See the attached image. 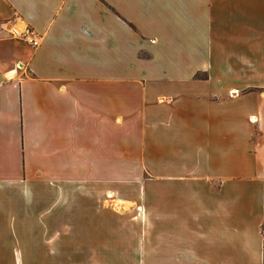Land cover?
I'll return each instance as SVG.
<instances>
[{"label": "crops", "instance_id": "0c3cea01", "mask_svg": "<svg viewBox=\"0 0 264 264\" xmlns=\"http://www.w3.org/2000/svg\"><path fill=\"white\" fill-rule=\"evenodd\" d=\"M2 22L39 43L0 31V264H264V0H0ZM132 172L151 226L65 225L66 187Z\"/></svg>", "mask_w": 264, "mask_h": 264}, {"label": "rangeland", "instance_id": "374dc122", "mask_svg": "<svg viewBox=\"0 0 264 264\" xmlns=\"http://www.w3.org/2000/svg\"><path fill=\"white\" fill-rule=\"evenodd\" d=\"M37 34V33H36ZM237 92L232 94H237ZM255 121V119H254ZM119 175L115 174V177ZM123 177V182L116 181L114 182V191L109 192L107 197L106 193V185L103 183V186L98 184L95 190L93 189V193L91 192V188L87 186H82V200L81 204L73 201V189H69L66 187V199L65 203H60L62 209L72 210L71 214L74 211L82 210V217L74 218L73 216H68L65 218V225L74 226L81 225L86 226H107L109 228L113 227H136V226H151L152 225V208L149 207L148 203L145 202L141 196L137 197V193L140 186L135 184V178H151L150 175L143 171L141 177H136L135 172H132L127 176V178L123 175L119 177ZM116 180V179H115ZM78 188V186H77ZM143 188V187H142ZM149 192L152 193V182L149 184ZM92 194V196H91ZM69 195V196H67ZM65 205V206H64ZM140 206V207H139ZM139 207V209H138ZM125 211L123 214L119 213V210L122 209ZM96 210L98 213L96 219H90V210ZM107 211V214L105 212ZM113 212V216L109 213ZM118 211V212H116ZM63 220V219H61ZM51 223L57 224V218H51ZM101 236L100 234H98ZM114 236H128V234H116L113 233ZM134 236V235H132ZM131 236V237H132ZM136 237V236H135ZM134 237V238H135ZM137 240V239H133Z\"/></svg>", "mask_w": 264, "mask_h": 264}, {"label": "built area", "instance_id": "2783aa9c", "mask_svg": "<svg viewBox=\"0 0 264 264\" xmlns=\"http://www.w3.org/2000/svg\"><path fill=\"white\" fill-rule=\"evenodd\" d=\"M0 31L6 32L9 37L25 40L33 46L38 45V37L35 30L29 25H18L14 22L0 23Z\"/></svg>", "mask_w": 264, "mask_h": 264}]
</instances>
